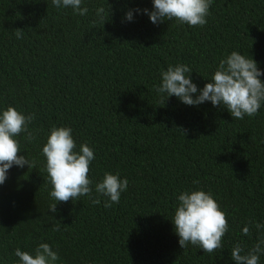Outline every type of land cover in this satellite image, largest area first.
<instances>
[{"label":"trees","instance_id":"1","mask_svg":"<svg viewBox=\"0 0 264 264\" xmlns=\"http://www.w3.org/2000/svg\"><path fill=\"white\" fill-rule=\"evenodd\" d=\"M101 6L110 12L93 25ZM81 7L87 15L51 0H0V113L13 106L36 117V138L16 137L18 155L35 169L14 165L0 185V264H19L16 248L34 254L41 243L58 253L57 264H235L236 243L247 251L264 236L254 224L250 236L242 233L250 220L264 224V104L239 120L223 106H188L155 88L162 71L186 64L202 89L233 51L264 71V0H212L204 26L154 25L135 11L125 19L130 9L151 11L152 0ZM53 127L73 130L75 151L93 149V197L106 172L128 179L119 204L106 209L107 197L94 205L82 196L49 210L42 148ZM192 190L210 192L228 220L222 249L211 254L182 249L172 223L177 196Z\"/></svg>","mask_w":264,"mask_h":264},{"label":"clouds","instance_id":"2","mask_svg":"<svg viewBox=\"0 0 264 264\" xmlns=\"http://www.w3.org/2000/svg\"><path fill=\"white\" fill-rule=\"evenodd\" d=\"M51 2L56 8H71L74 14L80 16L87 15L89 11L87 7H81L82 0ZM152 3L151 11L130 9L126 12L125 19L132 21L135 11L147 14L154 25L176 19L189 26H204L212 0H152ZM109 12L103 6L98 7L95 10L98 21L94 20L93 25L97 22L104 25L105 16ZM15 36L22 39V29H16ZM190 73L192 69L186 64L170 65L166 71H162V82L155 91L166 94L167 98L175 96L188 106H199L204 102L223 106L233 119L239 120L245 116H255L264 104V82L260 79L264 76V71L251 56L231 52L220 60L211 81L202 89H198L193 83ZM35 118V113L25 115L13 106L0 113V185L5 183L7 173L14 165L20 168L27 165L28 168L35 169L34 161L29 160L26 155H18L22 150L16 139L22 133L29 143L36 138L29 128ZM72 131L70 127H53L42 148V154L46 157V172L52 185L50 197L55 201L50 204L49 210L56 213L57 203L78 201L82 196L89 197L94 205L101 203L100 196L107 197L104 202L106 209L119 204L121 194L128 189V179L121 178L118 172H106L102 181L95 184L97 195L93 197V181L89 178V172L90 164L95 159L94 151L87 144H81L79 151H75ZM177 200L178 206L172 223L179 237L180 247L185 249L191 244L209 254L222 249V238L229 225L225 212L212 194L203 190L183 191L177 196ZM253 224L257 230H264V224L250 220L242 229L243 235H251L250 227ZM52 230L59 231L60 223L54 225ZM14 255L19 258V264H57L60 259L58 253L47 243L39 244L34 254L16 248ZM261 255H264V236L258 238L247 251L240 243H236L231 250V259L235 264H259Z\"/></svg>","mask_w":264,"mask_h":264}]
</instances>
